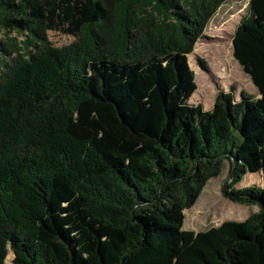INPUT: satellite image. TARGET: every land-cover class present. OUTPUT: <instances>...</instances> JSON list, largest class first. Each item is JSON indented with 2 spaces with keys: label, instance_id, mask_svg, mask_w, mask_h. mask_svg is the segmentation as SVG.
<instances>
[{
  "label": "trees",
  "instance_id": "1",
  "mask_svg": "<svg viewBox=\"0 0 264 264\" xmlns=\"http://www.w3.org/2000/svg\"><path fill=\"white\" fill-rule=\"evenodd\" d=\"M226 1L0 0V264H264V188L234 189L264 170V0L231 40L259 97L190 104ZM224 162L223 197L258 212L183 230Z\"/></svg>",
  "mask_w": 264,
  "mask_h": 264
},
{
  "label": "rangeland",
  "instance_id": "2",
  "mask_svg": "<svg viewBox=\"0 0 264 264\" xmlns=\"http://www.w3.org/2000/svg\"><path fill=\"white\" fill-rule=\"evenodd\" d=\"M248 8L249 0L224 2L208 23L204 38L195 44L193 52L188 56V63L196 76L195 83L199 88L191 97L190 104L202 106L206 101L209 102V98L217 91L228 93L231 89H234L232 94L236 101L241 91L251 96L255 95L256 88L233 59L231 47L234 30L241 20L248 16ZM46 38L53 47H62L74 40L73 37L57 33H48ZM198 59L204 61L205 70L198 66ZM202 111L210 112L206 109ZM228 174L229 165L224 162L221 175L211 179L196 203L184 211L183 230L201 232L224 221H244L258 212L256 206L235 204L223 197L222 188ZM249 186L264 188V170L246 174L234 189ZM13 258V253L8 249L5 264H13Z\"/></svg>",
  "mask_w": 264,
  "mask_h": 264
},
{
  "label": "crops",
  "instance_id": "3",
  "mask_svg": "<svg viewBox=\"0 0 264 264\" xmlns=\"http://www.w3.org/2000/svg\"><path fill=\"white\" fill-rule=\"evenodd\" d=\"M195 80H196V76H195ZM198 85H197V90H196V92L198 91ZM218 92V91H217ZM217 92L215 93V95L212 97L211 96V98H209V102L208 101H206L205 102V104L203 103L202 104V109H206V110H209V111H211L212 110V108H213V104H214V100H215V97H216V94H217ZM223 92V91H222ZM254 93H255V95H253V97L254 98H258L259 97V95H258V92H257V90L256 91H254Z\"/></svg>",
  "mask_w": 264,
  "mask_h": 264
}]
</instances>
